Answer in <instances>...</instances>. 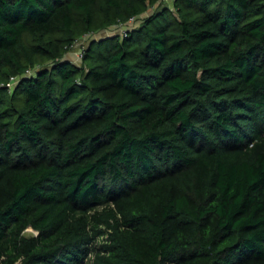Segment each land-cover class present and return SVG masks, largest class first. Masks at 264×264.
Segmentation results:
<instances>
[{
	"label": "trees",
	"instance_id": "obj_1",
	"mask_svg": "<svg viewBox=\"0 0 264 264\" xmlns=\"http://www.w3.org/2000/svg\"><path fill=\"white\" fill-rule=\"evenodd\" d=\"M0 264H264V0H0Z\"/></svg>",
	"mask_w": 264,
	"mask_h": 264
},
{
	"label": "rangeland",
	"instance_id": "obj_2",
	"mask_svg": "<svg viewBox=\"0 0 264 264\" xmlns=\"http://www.w3.org/2000/svg\"><path fill=\"white\" fill-rule=\"evenodd\" d=\"M163 2V5H169L170 7H173L174 0H161ZM143 20L142 19H135L132 20L130 24L123 25H114L104 31H101L99 33L88 35L80 39L75 47L66 55V59L72 60L76 63H81V57H82V51L85 47H87L91 41V39L100 38L103 36H110V35H125V32L128 30H132L134 28L133 25H139ZM26 235H33L36 234V231L33 228H28L25 232Z\"/></svg>",
	"mask_w": 264,
	"mask_h": 264
},
{
	"label": "built area",
	"instance_id": "obj_3",
	"mask_svg": "<svg viewBox=\"0 0 264 264\" xmlns=\"http://www.w3.org/2000/svg\"><path fill=\"white\" fill-rule=\"evenodd\" d=\"M132 20H135V18H132L131 21H132ZM15 81H16V78H12V82H11V84H12V83L14 84Z\"/></svg>",
	"mask_w": 264,
	"mask_h": 264
}]
</instances>
